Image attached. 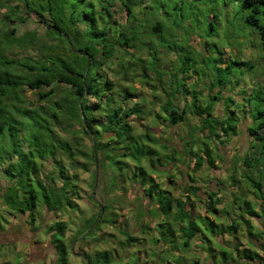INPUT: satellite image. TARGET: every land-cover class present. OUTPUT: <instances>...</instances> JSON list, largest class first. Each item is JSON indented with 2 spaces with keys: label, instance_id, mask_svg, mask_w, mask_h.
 I'll return each mask as SVG.
<instances>
[{
  "label": "trees",
  "instance_id": "trees-1",
  "mask_svg": "<svg viewBox=\"0 0 264 264\" xmlns=\"http://www.w3.org/2000/svg\"><path fill=\"white\" fill-rule=\"evenodd\" d=\"M71 1V6H68L66 0H22L19 5L9 7L2 20L0 173L6 178L7 185L0 188V200L5 208L0 211V232L6 230L8 219L20 218L33 231H44L47 234L55 252L53 264H69L70 243L65 242L67 223L60 216L71 215L78 207L75 196L78 193L80 173L91 174L93 183L94 180L102 179L107 171H112L118 173V176L111 179V184L115 185L116 177H125L129 183L143 189L147 201L157 206V210H151L149 216L158 214L171 222L167 226L165 224L160 242L173 238L175 230L172 225L177 224L176 231L182 239L181 249L189 250L192 242L198 240L205 246L212 264H264L263 150L252 147L256 151L243 157L241 161L245 169L241 171V180L236 181L232 174L228 177L232 184L242 181L247 192L251 190L256 199H248L243 194L241 198L238 197L239 211L235 218H229L233 214L228 209L222 211L216 208L221 200L216 198L217 194L212 190L205 193L207 200L204 201L206 213L212 219L207 215L191 218L186 212V206L190 198L200 203L196 193L198 188L188 187L183 190L181 198L174 199L160 190L150 175V172H155L156 162L161 157L156 149L160 138L151 135L158 120L165 122L169 128L187 126L190 129L185 135H178V140L182 142L171 151L172 156L180 152L185 158L193 160L192 173L202 170L205 164L207 169L216 168L215 162L222 160V157L217 153V148L212 150L210 145L220 142L219 135L224 138L236 135L239 118L231 108L234 104L231 96L224 100V116L214 115V105L220 101L223 91L230 90L229 87L234 88L232 83L239 86L240 78L245 75L241 67L248 70L252 65L249 61L236 62L235 58L229 57L228 63L239 68L240 76L234 81L235 77L226 65L228 63L225 64L222 58V51L216 50V57H209L210 66L205 64L206 56L212 52L208 51L206 43L200 44L204 49L190 51L193 59L188 55L189 51L187 54L180 53L168 44L167 36L170 35L162 29L161 23L157 22L149 28L148 37L113 28L112 25L116 23L111 22L113 12L110 6L115 0H99L104 8L95 10L93 25L90 27L91 24L80 16L79 5L84 0ZM119 1L133 19L132 12L137 5L130 3V0ZM237 1L243 21L257 32L263 44L264 0ZM30 7L33 8L30 10ZM26 13L34 14L38 24L48 31L46 34L53 41L45 46L48 54L42 51L44 43L41 46L33 33L15 37V30L7 28V23L22 22L21 16ZM134 40L137 42L133 43ZM14 45L35 47L40 57L22 60L10 58ZM130 49H134L135 54L129 53ZM162 52L174 53L176 62L171 70L161 67ZM124 55L130 57L125 64L121 59ZM117 60L118 64L115 62ZM198 63L201 67H198ZM113 65L119 67L118 74L132 76L131 82L134 81L133 77H140V84L148 86L155 96L163 80L168 79L172 84L173 88L169 91L163 89L166 97L159 108L160 112L153 117L151 126H146L145 133H136L134 124L129 123L131 117L145 120L146 114L139 108L138 102L131 99L136 93L127 89L116 90V82L108 77V72L115 73ZM148 71L152 73L151 78H148ZM188 78L196 79L190 90L186 84ZM205 78L209 79V95L207 100H201L198 88H201L200 81ZM26 88L34 91L41 104L28 108ZM45 88L49 89L45 91ZM215 89L217 94L211 95ZM178 94H187L191 98L182 109L174 105ZM245 96L251 97L250 94ZM246 97L243 98L244 102ZM76 126L78 130H72ZM56 128L65 134L79 132L82 137L69 142ZM190 131H196V136L191 135ZM204 131L207 137L200 135ZM248 134L253 141H264V108H255V121L248 129ZM81 138L88 139L89 146L81 145L78 142ZM46 167L49 169L44 170ZM194 177V174L189 176L190 182H195ZM206 188L210 189L208 186ZM155 191L158 192L156 196ZM173 203L176 212L173 211ZM104 210L105 206L102 212ZM101 215L98 212L97 217L89 218L77 236H92L100 228ZM221 216H227L229 222L219 223ZM253 219L262 227L255 225ZM105 221L112 223L108 219ZM225 234L231 236V240L225 242ZM242 239H246L248 248L240 249ZM214 248L216 252L212 253ZM83 258L86 264L111 262L100 261L98 251L94 252L93 257L86 254Z\"/></svg>",
  "mask_w": 264,
  "mask_h": 264
},
{
  "label": "rangeland",
  "instance_id": "rangeland-1",
  "mask_svg": "<svg viewBox=\"0 0 264 264\" xmlns=\"http://www.w3.org/2000/svg\"><path fill=\"white\" fill-rule=\"evenodd\" d=\"M66 1L67 5L71 6L69 4L72 1ZM123 1L126 2L128 0ZM21 2L22 0L0 1V29L2 27V20L6 15L5 13L9 11V7H12L13 5H19ZM36 2H38V0H36ZM130 3L137 5L135 8L136 10H133L132 12V17H134L133 19L128 15V11L121 1L115 0V2L111 3L110 10L113 12L111 22L116 23L115 25H112L113 28L118 27L120 28V31L122 30L137 32L144 37H148L147 31L149 30V28L155 26L158 22L161 23L162 29L164 28V31L170 35L169 37L167 36V39L169 40L168 44L172 45L176 49V51L178 50L180 51V53L184 52L185 54H187V51H189L188 55H191L193 59L195 58L192 55L193 53L190 51H199L198 49L200 47V44L206 43L208 46V51H212L209 54L210 56H206V59L204 60L205 64L208 66H210V62L208 60L211 58V56L212 58L216 57V50H220L224 53L223 59H225V64L229 62L227 60L229 57L235 58L236 62L249 61L248 63L252 65L250 66V69L245 70L246 67H241V69L245 71V75L240 78L239 86H236L232 83V85H234V88L229 87L230 90L225 91V94L237 93L238 96H244L245 93V95H251V97L249 96V98H245V102L242 100L233 99L234 104L231 105L232 110H235L236 114L239 109H243L246 111V118H248L249 126L247 127V125H245V127H247L248 132V129L252 126V122L255 121V108H264V43H261L257 32L253 28L247 26V24L243 21V15L241 12H239L238 1L150 0V2H148V0H130ZM127 4L128 6H130L129 3ZM140 6L142 8L145 7V9L139 8ZM79 7L81 8L80 16L83 17V19H85L87 23H90V27H92L95 10L99 9V7L104 8V4L100 3L99 0H84L81 2ZM32 8L33 7H30V10ZM66 17L68 19L67 15ZM21 18L22 22L18 21L15 23H7L8 25L5 23V26L7 25V28L15 30V37L24 33H33L35 40H38L41 46L44 43L42 51L45 52V54H48L45 46L47 47L49 43H53L52 39L49 38L46 34L48 33V31L45 30V28L40 24H38V18L34 16V14L26 13L23 14ZM162 29H160L161 32H163ZM135 42L137 41L134 40L133 43ZM39 44H36V46ZM165 44H167V42ZM128 51L129 53L135 54L134 49H130ZM144 53L145 52L143 51V59L145 56ZM124 56L125 57L122 56L123 58H121L120 56V58L125 64V61L129 60L130 57L128 55ZM9 57L15 60H22L23 58L27 57L38 59V57H40V53L35 47L22 48L14 45V47L11 49V55ZM160 57L162 61L161 66L165 69L171 70L172 65L176 62L175 55L172 56L162 52L160 54ZM115 62L118 64V60ZM226 65L229 66V70L232 71V75H234L235 77L234 81H236V79L240 76L238 75L239 68L237 67V65H233L231 63H228ZM198 67H201L200 63H198ZM113 68L115 73L108 72V77L116 82V85L118 87L116 88V90L127 89L128 91L136 93L139 96L144 94L152 95V91L148 86L140 84L139 80H142L140 77H133L134 81L131 82L130 77L132 76L126 77L122 74H118L119 67L117 65H113ZM147 74L148 78L152 77V73H150L149 71L147 72ZM200 85L203 87V90H201V93L203 94L202 96H206L209 89V79H203V81H200ZM131 87H133L135 90ZM45 89V91H47L49 88ZM25 95L27 98L26 100L28 103V108H32L35 105L41 104L39 103L36 94L34 95V91L26 88ZM133 101L136 102L137 98H134ZM238 121H240V119ZM137 123L140 124L141 121L134 120L132 124L135 125ZM75 129L78 130V126H76V128H73L72 130ZM56 130H58L60 135H64L69 142L71 140H74L76 137H82L79 132L76 134H65L58 128H56ZM189 130L190 129L187 126H185V132L183 131L182 126L177 127L179 136L185 135ZM195 133L196 131H190L191 135L196 136ZM243 139L241 140V143L245 142V138ZM177 141V144L182 142L181 140ZM78 142L81 145L86 144V146H89L90 144V141L84 138L78 139ZM248 145H250L251 148L253 147L264 151V141H252ZM243 146L245 145L241 144L240 147ZM23 149L25 150V148ZM236 151L237 152L235 153V155H230L231 162L235 161V159H241L244 155L243 149L240 151ZM255 151L256 149H252L250 153ZM181 156L184 155L181 154ZM262 159H264V157ZM46 169L48 170L49 167H46L44 170ZM218 173L219 172H217V174ZM90 184H92L90 176L87 174H81L79 186L82 190L77 194L76 197L78 206L77 211L70 216H60L67 223L65 242L67 244L70 243L69 264H86L83 258L84 255L88 254L89 256L93 257L96 249L103 250L108 246H114L113 249H117L120 246V243H118L119 241L116 243L115 240H118V238H120V236H116V234H118L116 229L118 228L119 231L121 228L117 227L116 225L115 227L113 225L116 234L114 232H108V235H111V240L113 241L112 245H107L105 244L106 241H102V238L104 239V237L102 236L106 234V226H101L102 230H95L94 234L92 236L86 237L85 240H82L84 239L83 237L79 240H75L77 231H82L86 226V221L89 218L93 219L95 217V210L92 208L90 209V207L87 206L85 202H83V199H86L88 197V194L91 192L89 188ZM6 185L7 180L0 173V188H4ZM262 190L264 191V187ZM95 191L97 192V194H100L101 196L103 195L99 186L95 188ZM251 199L254 198L252 197ZM93 203L94 201H92V204ZM4 209L5 208L0 200V211H4ZM3 214L5 215V213ZM124 219L125 218L121 219V222L124 221ZM8 221L9 223L6 225V230L0 232V264L54 263L55 252L52 245L49 243L47 234H45L44 231H33L31 228H29V226L25 224V221L20 218H10L8 219ZM255 225H257L258 227H262L260 223ZM111 229L112 227H109V231H111ZM96 240L100 243L96 244ZM248 247L249 246L246 243V240H244L242 249ZM109 259L110 255L106 254L104 258L100 259V261ZM132 259H134V255H132Z\"/></svg>",
  "mask_w": 264,
  "mask_h": 264
},
{
  "label": "crops",
  "instance_id": "crops-1",
  "mask_svg": "<svg viewBox=\"0 0 264 264\" xmlns=\"http://www.w3.org/2000/svg\"><path fill=\"white\" fill-rule=\"evenodd\" d=\"M200 47L198 50L204 49ZM169 55L173 56L174 53H169ZM163 69L166 70L165 68ZM194 80L196 79H187L186 84L189 90L192 83L195 82ZM200 87L203 90V87ZM170 88H173L172 84H170L168 79H166L163 80V85L160 86L157 93H155L157 96L153 95L154 93H152V95L144 94L139 96L138 94H135V96H131V99L137 98L136 102H138L139 108L146 114L145 120H142L140 124L137 123L133 125L136 133H145L146 126H151L153 117L156 115V113L160 112L159 108L162 105L163 99L166 97L163 89L169 91ZM201 88H198L200 93ZM225 91L222 92L220 101L216 102L214 105L215 116H224V100L229 95L232 97V99L242 101L243 98L246 97L245 95L238 96L237 93L225 94ZM214 94H217L216 89L211 92V95ZM202 95L203 94L201 93V100L208 99V93L206 96ZM190 99V95L178 94L174 101V105L179 109H182L185 103L189 102ZM236 115L240 119L237 125L236 135L230 138H224L219 135L220 142H213L210 145V149L212 150L215 149L214 147L217 148V153L221 155L222 160L215 162L216 168L207 169L205 164L202 170L195 173H192L193 160H190L189 158L184 159L185 157L181 156L180 152H178L179 154L172 156L171 150L177 145L178 142L177 127L174 129L166 127V123H163L160 120L156 121L155 128L151 127L154 129L151 132V135H153V137L158 136L160 138V144L158 147H156V149L158 152H160L161 157L159 158L158 162H156L157 168L155 172L151 173L149 171L150 175L159 185L160 190L165 191L174 199L181 198L184 194L183 190L187 189L188 187L194 186L198 188L196 193L200 197V203L195 202L193 198H190L191 201L186 206V212L191 218H197L198 216L203 217L207 215L204 201L207 200L205 193H207L209 190L216 192V198L221 200L220 203L216 204V208L222 211L228 209L229 212L233 214L230 215L229 218H235L238 215V197L241 198L243 194V197L246 195L248 199H251L252 197L254 198L251 190L250 192H247L245 184L242 183V181L240 183L237 182L238 184H232L228 179L229 175L232 174L235 176L236 181L241 180V171L245 169L241 160L252 150L250 145H248L253 141V139L247 132V127L249 126L248 118H246L247 113L245 110L239 109ZM129 119H131V121H129L130 124L136 120L135 117H131ZM189 120H191V116L189 117ZM193 123H195V120ZM245 125H247V127H245ZM182 129L185 132L184 126H182ZM200 135L207 137L205 131ZM243 138H245V142L241 143ZM241 144L245 145L243 146L244 148L240 147ZM163 146L166 148H163ZM242 149L244 151L242 158L235 159V161L231 162L230 155H235L237 152L236 150L240 151ZM178 150L181 151L180 148H178ZM164 156H166V158H163ZM168 157H171L172 159ZM217 172L219 173L217 174ZM82 174L89 175L90 180H92L91 174ZM193 174L195 175V182H190L189 176H192ZM114 176H118V173L107 171L102 179L99 178V180H94L92 183L93 185H89L91 192L88 194L86 199H83V202H85V204H87L90 209L92 208L95 210V217H97L98 212L102 213L101 217L99 218V222L101 224L98 231L102 230L101 226L107 227L106 234L102 236L104 237V239L102 238V241H106L105 244H113L111 235H108V232L115 233L113 225L114 227L116 225L117 227L121 228L119 231L118 228L116 229L118 234L115 233L117 237L120 236L118 240H115L116 243L119 241L118 243H120V246L117 249H113L114 246H108L103 250L96 249L95 251L100 252V259H102L103 256L105 257L106 254H109V260L111 261L110 264H195V262L197 264H212L210 259H208L209 257L206 253L205 246L200 244L198 240L192 242L191 248L189 250L181 249L180 243L182 239L179 237L178 232L176 231L177 224L172 225L173 229L175 230L173 238L160 242L159 240L162 237L165 227L171 222H168V219H164L158 214L149 216L151 210H157V206L147 201V198L144 196L143 189H138L135 185L129 183V181H127L123 176L116 177L114 180L116 182L115 185L111 184V179ZM79 180L80 176L77 181L78 193L82 190L79 186ZM263 184L264 179L262 181V188L264 187ZM97 186L100 187L101 193L103 194L102 196L97 194L95 191ZM207 186L210 187V189H207ZM146 187L147 184L144 188ZM157 193L158 192L155 191L154 196H156ZM76 197L77 195L75 196V203L77 204ZM251 200H255V198ZM92 201H94L93 204ZM104 206L105 210L102 212V207ZM176 209L175 203H173V211L176 212ZM76 211L77 208L74 210V213ZM62 215L70 216L66 214ZM207 216L212 219L210 215ZM123 218L125 219L121 222V219ZM244 218L248 219V216H245ZM104 219L111 220L112 223L109 221L104 222ZM226 219L227 216H221L219 223H224V221H227ZM252 221L254 224H258L254 219ZM227 222H229V220ZM109 227H112L111 231H109ZM81 238V236H77L75 240H79ZM225 238V242L231 240V236H228L227 234H225ZM82 240H85V238ZM217 240L221 242L220 239ZM244 240L246 239L241 240L242 245ZM252 241L254 240L252 239ZM97 243L100 242L96 240V244ZM242 245L240 249H242ZM215 252L216 249L214 248V252L212 253ZM132 255H134V259H132ZM69 259L70 255L68 257V262ZM177 261H179V263H176Z\"/></svg>",
  "mask_w": 264,
  "mask_h": 264
}]
</instances>
